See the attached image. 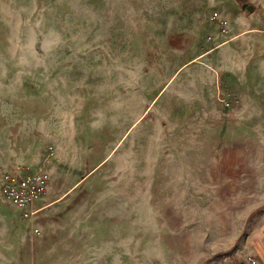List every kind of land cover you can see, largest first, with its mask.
I'll list each match as a JSON object with an SVG mask.
<instances>
[{
	"label": "rangeland",
	"instance_id": "obj_1",
	"mask_svg": "<svg viewBox=\"0 0 264 264\" xmlns=\"http://www.w3.org/2000/svg\"><path fill=\"white\" fill-rule=\"evenodd\" d=\"M224 1L0 0V176L50 174L31 218L0 196V264L253 256L262 114L203 53Z\"/></svg>",
	"mask_w": 264,
	"mask_h": 264
},
{
	"label": "crops",
	"instance_id": "obj_2",
	"mask_svg": "<svg viewBox=\"0 0 264 264\" xmlns=\"http://www.w3.org/2000/svg\"><path fill=\"white\" fill-rule=\"evenodd\" d=\"M231 5V11L221 17L227 24L231 38L215 51L214 65L221 77V86L237 98L235 107L243 104V97H248L252 109H258L264 123V0H225ZM245 3L250 9L236 7ZM221 40L223 36L217 32L215 38ZM219 37V38H218ZM216 41V40H215ZM209 50L203 53L208 54ZM244 57V60H239ZM218 79V77H217ZM234 92V93H233ZM255 106V107H254ZM249 238L253 239L250 248L245 252L256 258L254 264H264V212H262L249 229ZM244 259V253L225 259L220 264H236Z\"/></svg>",
	"mask_w": 264,
	"mask_h": 264
},
{
	"label": "built area",
	"instance_id": "obj_3",
	"mask_svg": "<svg viewBox=\"0 0 264 264\" xmlns=\"http://www.w3.org/2000/svg\"><path fill=\"white\" fill-rule=\"evenodd\" d=\"M211 20L215 24L217 32L223 36L228 35V28L225 20L216 14L211 15ZM213 35L209 34L207 39L214 40ZM228 39L219 41L216 46L227 42ZM211 48V50L214 49ZM221 102L225 108L233 107L237 104V98L230 92L222 97ZM50 181V174L47 169L27 171L23 167H12L5 169L0 176V196L17 208L24 218H31L41 207L37 202L42 198ZM255 258L247 256L236 264H254Z\"/></svg>",
	"mask_w": 264,
	"mask_h": 264
},
{
	"label": "water",
	"instance_id": "obj_4",
	"mask_svg": "<svg viewBox=\"0 0 264 264\" xmlns=\"http://www.w3.org/2000/svg\"><path fill=\"white\" fill-rule=\"evenodd\" d=\"M241 7H242L243 9H246V10H249V9H250V7L247 6V5H245V4H241Z\"/></svg>",
	"mask_w": 264,
	"mask_h": 264
},
{
	"label": "bare ground",
	"instance_id": "obj_5",
	"mask_svg": "<svg viewBox=\"0 0 264 264\" xmlns=\"http://www.w3.org/2000/svg\"><path fill=\"white\" fill-rule=\"evenodd\" d=\"M3 206V205H2ZM5 206V205H4ZM4 210V209H3ZM5 211V210H4ZM9 216H11V215H9Z\"/></svg>",
	"mask_w": 264,
	"mask_h": 264
}]
</instances>
